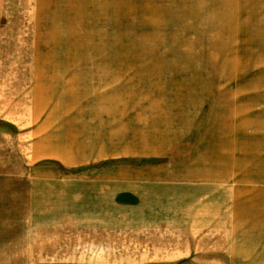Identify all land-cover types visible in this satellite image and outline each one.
<instances>
[{
	"label": "rangeland",
	"instance_id": "rangeland-1",
	"mask_svg": "<svg viewBox=\"0 0 264 264\" xmlns=\"http://www.w3.org/2000/svg\"><path fill=\"white\" fill-rule=\"evenodd\" d=\"M105 161L264 201V0H0V264L160 260L157 236L69 227L31 255L32 171L58 189Z\"/></svg>",
	"mask_w": 264,
	"mask_h": 264
},
{
	"label": "crops",
	"instance_id": "crops-1",
	"mask_svg": "<svg viewBox=\"0 0 264 264\" xmlns=\"http://www.w3.org/2000/svg\"><path fill=\"white\" fill-rule=\"evenodd\" d=\"M106 162L97 164L98 168L94 164L68 170L71 175L90 170L95 174L90 179L65 180L58 189L55 180L51 185L41 184L39 170L32 171L27 231L33 257H55L57 237L69 234L67 240L74 234L69 227L79 241L88 230L105 233L118 243L122 233L134 240L157 236L155 256L160 260H138L137 264H264L261 199L217 200L214 180H148L142 178L145 175L105 170L113 165L104 166ZM263 192L262 185L256 193ZM124 193L136 196L137 201L121 204ZM37 241H47V248H36Z\"/></svg>",
	"mask_w": 264,
	"mask_h": 264
},
{
	"label": "bare ground",
	"instance_id": "bare-ground-1",
	"mask_svg": "<svg viewBox=\"0 0 264 264\" xmlns=\"http://www.w3.org/2000/svg\"><path fill=\"white\" fill-rule=\"evenodd\" d=\"M261 197L264 199V194H262ZM255 201H256V200H255Z\"/></svg>",
	"mask_w": 264,
	"mask_h": 264
}]
</instances>
